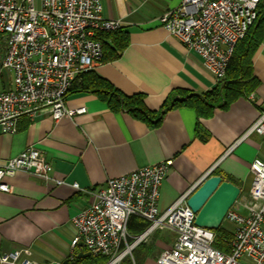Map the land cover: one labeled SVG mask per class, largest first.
Returning a JSON list of instances; mask_svg holds the SVG:
<instances>
[{
  "label": "crops",
  "instance_id": "0c3cea01",
  "mask_svg": "<svg viewBox=\"0 0 264 264\" xmlns=\"http://www.w3.org/2000/svg\"><path fill=\"white\" fill-rule=\"evenodd\" d=\"M102 2L105 17L123 22L130 45L121 58L98 63L94 70L125 94L144 93L148 109L158 112L159 124L151 127L126 110L112 111L95 94L79 93L69 95L66 104L69 109L86 107L85 113L55 120L44 110L21 116L16 132L0 127V165L34 145L52 163L53 176L64 181L55 185L22 171L8 179L11 191H0L1 252L29 249V257L43 264L88 253L83 245L72 246V219L92 203L93 192L111 177L170 158L173 165L160 188L161 211L218 169L241 189L233 209L248 212L251 163L264 160V135L247 134L264 114V43L252 59L259 82L249 94L216 107L208 117L187 106L160 112L164 105H173L176 90L203 93L218 83L201 56L159 21L182 0ZM227 222L225 228L234 230L235 224Z\"/></svg>",
  "mask_w": 264,
  "mask_h": 264
},
{
  "label": "built area",
  "instance_id": "2783aa9c",
  "mask_svg": "<svg viewBox=\"0 0 264 264\" xmlns=\"http://www.w3.org/2000/svg\"><path fill=\"white\" fill-rule=\"evenodd\" d=\"M261 0H182L159 17L160 23L188 49L201 56L205 67L222 80L237 43L258 17ZM102 0H0V74L11 75L0 88V127L16 132L23 115L49 111L55 120L85 113L69 109L68 91L76 78L94 69L103 55L99 32L123 27L103 15ZM1 78V77H0ZM6 83V84H4ZM264 135V114L248 133ZM173 159L109 178L93 192L94 199L72 219L74 248L83 245L93 255L121 264L133 249L160 229L176 233L173 245L152 264H264V160L251 163L253 182L247 214L233 208L226 220L235 224L228 249L215 246V229L198 226L196 213L184 193L167 210L159 207L160 188ZM61 185L43 151L29 145L0 165V191L10 192L8 179L18 172ZM73 186L78 188V183ZM132 216L149 222L137 236L129 233ZM130 237L133 241H130ZM29 249L0 251V264H43Z\"/></svg>",
  "mask_w": 264,
  "mask_h": 264
},
{
  "label": "trees",
  "instance_id": "16d2710c",
  "mask_svg": "<svg viewBox=\"0 0 264 264\" xmlns=\"http://www.w3.org/2000/svg\"><path fill=\"white\" fill-rule=\"evenodd\" d=\"M96 39L100 40L103 46L101 63H108L121 58L130 45V36L124 27L118 30L99 32ZM262 43H264V0H261L259 4L258 17L250 27L248 34L236 45L226 76L218 81L214 88L203 93L176 90L174 95L177 96L174 97L173 105H164L160 112L169 107L187 106L193 108L199 117H208L216 107L224 108L240 96L252 92L259 82L253 74L252 59ZM79 93L95 94L112 111L126 110L134 118L147 123L151 127L159 124L160 119L156 118L158 112L148 109L144 93L125 94L94 69L86 71L76 78L68 91V96ZM213 173L223 177L222 172L218 169L214 170ZM224 179L235 183V180L231 177L224 176ZM148 225L147 220L139 216H132L128 227L129 233L131 236L140 235ZM215 231V246L227 250L228 240L231 239L232 232L223 225ZM130 241L132 242L133 238L130 237ZM151 252H153V244L148 245L141 242L133 249V257L128 258L127 256L121 264H144ZM92 260L95 261V264H107L110 257L92 254L89 257L79 258L76 254L69 259L70 264H92Z\"/></svg>",
  "mask_w": 264,
  "mask_h": 264
},
{
  "label": "water",
  "instance_id": "95a60500",
  "mask_svg": "<svg viewBox=\"0 0 264 264\" xmlns=\"http://www.w3.org/2000/svg\"><path fill=\"white\" fill-rule=\"evenodd\" d=\"M207 176L193 187L187 198V204L196 213L195 223L198 226L217 229L222 225L229 210L238 201L241 189L220 175ZM91 255L88 252L78 256L81 258ZM50 264H70V261L66 259L63 262Z\"/></svg>",
  "mask_w": 264,
  "mask_h": 264
},
{
  "label": "rangeland",
  "instance_id": "374dc122",
  "mask_svg": "<svg viewBox=\"0 0 264 264\" xmlns=\"http://www.w3.org/2000/svg\"><path fill=\"white\" fill-rule=\"evenodd\" d=\"M1 51L2 50L0 49V56H1ZM0 77H1L0 78V88H2L4 87L3 81H6V83L10 81V73H8L7 71H4L3 74H0ZM227 223L228 222L225 219L223 221V227H226ZM175 238H176V233L168 229H160L154 232L153 234H151L150 236H148V238L144 240L143 242L148 245L153 244V252H151V254L149 255V258L146 260L144 264L154 263L157 257L161 254V252L164 249L169 248L173 245ZM132 257H133V251H132V254L128 256V258H132ZM92 262H93L92 264H95V261L92 260Z\"/></svg>",
  "mask_w": 264,
  "mask_h": 264
}]
</instances>
